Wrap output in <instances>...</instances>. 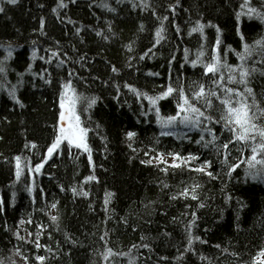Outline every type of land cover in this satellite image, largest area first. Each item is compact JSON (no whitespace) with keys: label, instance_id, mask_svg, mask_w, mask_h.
I'll return each mask as SVG.
<instances>
[{"label":"trees","instance_id":"trees-1","mask_svg":"<svg viewBox=\"0 0 264 264\" xmlns=\"http://www.w3.org/2000/svg\"><path fill=\"white\" fill-rule=\"evenodd\" d=\"M101 2L64 0L66 8H57L59 0L3 3L0 64L6 72L0 73V261L24 264L22 256L28 255L29 264H39L35 256L45 255L46 264H128L129 256L124 255L105 260L102 253L111 248L113 253H129L136 264H252L264 248V178L247 175L246 163L229 175L228 165L221 163L223 156H217L215 148L196 143L201 134L211 139L207 132L178 126L172 129L176 135L162 136L148 101L125 84L149 95L159 93L169 82L175 84L178 77L188 91L192 81L211 86V74L205 76L203 66L193 67L191 61L202 46L204 59L213 54L217 36L214 26H218L221 55L229 64L241 63L237 53L244 51L245 43L255 48L247 66L257 71L248 86L264 104V52L255 45L264 38V20L255 15L238 19L244 0H179L178 4L176 0H148V8H133L132 4L139 5L140 0H103L115 12L100 7ZM170 5H176L175 11ZM261 5L264 0H251L258 11H264ZM164 16L168 19H158ZM197 21L212 25L205 27L203 36L190 34ZM161 24L164 39L156 44L155 32ZM98 31L109 38L97 36ZM130 43L131 51L127 48ZM53 51H59V56L53 57ZM61 60L65 62L58 67ZM113 66L117 72L112 71ZM69 79L79 93L98 98L91 109L80 113L91 130L92 161L82 150L61 145L39 173L33 172L31 168L46 157L55 136L59 95ZM12 87L24 107L8 94ZM176 103L173 97L160 101L161 114L174 115ZM220 110L219 101L214 100L210 114L219 118ZM206 126L213 128L221 143L231 137L219 124L206 122ZM130 131L137 133L132 141L126 135ZM33 143L36 148L30 146ZM241 147L240 143L229 145V164L238 163V157H250V150L241 152ZM160 152L193 154L200 159L167 173L161 171L163 165L156 166V161L141 163ZM16 156L22 157L19 180ZM205 160L212 161L207 170L214 178L190 170ZM90 175L97 179L86 181ZM193 185L200 186L196 190L198 200L190 195L172 199ZM74 186L89 195H74ZM107 193L114 196L105 205ZM56 201L58 226L47 214L48 206ZM28 219L31 224L19 223ZM193 220L191 233L201 239L194 240L189 249L186 226ZM17 231L26 239L18 240ZM38 231L42 233L39 243L46 246L40 249L27 242L34 239L28 233Z\"/></svg>","mask_w":264,"mask_h":264},{"label":"snow or ice","instance_id":"snow-or-ice-1","mask_svg":"<svg viewBox=\"0 0 264 264\" xmlns=\"http://www.w3.org/2000/svg\"><path fill=\"white\" fill-rule=\"evenodd\" d=\"M15 5L18 3V0H0V13L5 11L3 3ZM75 2V0H71ZM117 3H120V0H117ZM176 3H179V0H176ZM68 5L64 3V0H59L57 8H66ZM102 8L107 9L110 12H115L116 9L112 8L108 3L102 2L99 5ZM133 8L142 6L144 8L151 7L148 0H140V4H132ZM173 11H175L176 5L169 6ZM261 8H264V5H261ZM54 12L57 9H53ZM241 15H247L249 18H252L255 15L257 18L264 20V11H258L256 7L251 6V0H244V3L241 4V12L237 14V18ZM158 19L167 20L168 17L164 16ZM69 23H75L74 21L69 20ZM212 25H205L204 23L197 21L195 26L190 30L191 33H200L203 36L205 27ZM44 20L40 22L41 33H43ZM216 27L217 36L215 40V45L213 47V54L210 55L207 59H204L205 52L203 51V46L201 50H198L196 53V59L192 60V66L196 67L197 64L203 66V74L208 76L211 74V86H207L204 83L198 81H192L189 85L191 91L186 90L183 82L180 81L179 77L175 84L169 82L166 86L162 87V90L154 95H149L147 92H142L139 89H136L132 85L125 84V87H128L137 97H143L148 101V104L151 106L150 111H154L157 119V123L160 125L162 131V136L176 135L172 129L177 128L178 126H183L188 130H198L200 132H207L211 136V139L206 140L203 134L200 135V139L196 141L197 144H202L203 147L208 148L212 146L216 149L217 156H223L222 164L228 165L229 175L232 171H235L236 168L240 167L241 164L246 163L247 169L246 174L251 175L253 179L264 178V104H261L256 99V94L253 88L249 87L250 77L253 72L257 71L256 68H250L247 66V61L252 57L255 48L252 45L247 43L244 44V51L237 53L241 63L238 65L229 64L227 62L226 56L221 55V43L220 38V29ZM144 25H140V30L143 31ZM108 30L111 32V24L108 25ZM177 32L179 28L177 27ZM81 29H77L79 33ZM165 29L163 24L155 32V43L159 44L162 39H164L163 33ZM97 36H101L104 39H108V36H105L102 31L96 33ZM242 38L243 35L241 34ZM58 43V42H57ZM35 44V41H33ZM255 45L264 52V38H261L255 41ZM12 46L8 45L10 49ZM127 48L129 51L132 50V44H128ZM47 51V50H46ZM149 52L152 49L148 50ZM11 51L8 52L9 57L11 56ZM59 51H53L52 56H59ZM147 55V53H145ZM188 50L185 49L184 59L188 61ZM35 57V52L33 53ZM141 60L144 59V56L139 57ZM43 59V57H41ZM175 59V57H173ZM65 61L61 60L59 67ZM264 63V61H262ZM113 72H117L118 69L113 66ZM6 72V68L0 64V73ZM149 75H159V73H149ZM71 76V73H69ZM50 82V81H46ZM232 85H241L240 87H233ZM119 88V85H117ZM8 94L16 100L21 107H24L23 103L16 96V88L12 87ZM170 97L176 98V109L174 115H162L159 103L162 100L168 99ZM96 97H86L83 94L79 93L76 87L73 85L72 80L69 79L63 84V91L59 95V117L58 122L54 125L55 136L47 148V155L42 160L41 163H37L34 168H31V171L39 173L44 165L50 160L54 154L58 153V150L61 148V145H66L69 150L71 148H76L82 150L84 153H87V158L89 162L92 161V147L89 144V132L91 131L88 127L84 125V121L81 119V111H87L91 109L97 102ZM214 100L219 101L221 105L219 118H215L210 114V111L214 107ZM86 105V107H82ZM207 113V114H206ZM145 115L147 113H144ZM90 119V117H89ZM207 124H219L223 129L231 133V137L227 142H219L218 137L216 136L213 128L207 127ZM127 138L129 141H132L136 137L137 133L128 132ZM240 143L242 145L239 151L243 152L245 149L250 150V157L247 159H238V163L229 164L227 150L229 149L230 144ZM32 148H36V144L30 145ZM25 147H29L28 144ZM129 147H132V144L129 143ZM134 152L136 149H132ZM149 155V153H145ZM171 157V163H169L166 158L165 153L160 152L155 156H152L148 160H141L142 164H153V161H156V166H161V171L167 173L169 169H183L191 165L193 161H198L199 156L188 154L187 156H182L179 152H172L167 154ZM16 178L20 179L23 169L21 168V156H16ZM212 167L211 160H205L202 164H199L195 168H190L191 171L199 172L206 174L209 177L214 178L213 173L207 169ZM97 178L94 175L86 177V181L96 180ZM168 187V185H164ZM199 185H193L191 188H185L179 193V196H173L172 199H178L179 197H188L191 196V199L198 200L199 196L196 194V190L199 188ZM31 190V189H30ZM71 191L74 195L88 196V191L78 190L77 187H72ZM114 196V193H107L105 198V205L110 203V198ZM58 201L51 203L48 208V215L52 224L59 225V211H58ZM200 207H204L203 204H200ZM52 210H56L57 214L52 215ZM107 210V209H106ZM193 216L195 214L193 213ZM21 225L31 224V219L27 221L21 220L19 222ZM195 221L193 220L189 225L186 226V231L188 232V247L191 249L194 240H200L198 236H193L191 233V228L194 225ZM40 228L43 229L44 225H40ZM58 230V227H57ZM42 233H28V236H33L34 239L27 241L33 243L36 249L46 247L39 243V237ZM107 235V233H105ZM16 237L18 240H25V236L20 235V232H16ZM103 239V237H101ZM143 240L144 238L141 237ZM204 242V241H201ZM135 248L136 245H133ZM142 247L149 248L148 244H143ZM217 247H219L217 245ZM51 252V248L47 249ZM17 253L22 254V250L17 248ZM105 260H108L109 257L113 255H124L129 256L128 264H136V258L131 257L129 253H113L111 248H107L104 253H102ZM24 264H29V256L23 255ZM163 259H167L166 257ZM180 259V257H177ZM35 260L39 264H46L48 257L45 255H36ZM0 264H3L0 261ZM252 264H264V248H261L256 257L253 258Z\"/></svg>","mask_w":264,"mask_h":264},{"label":"rangeland","instance_id":"rangeland-1","mask_svg":"<svg viewBox=\"0 0 264 264\" xmlns=\"http://www.w3.org/2000/svg\"><path fill=\"white\" fill-rule=\"evenodd\" d=\"M166 158L168 159L169 163H171V157L166 155Z\"/></svg>","mask_w":264,"mask_h":264}]
</instances>
